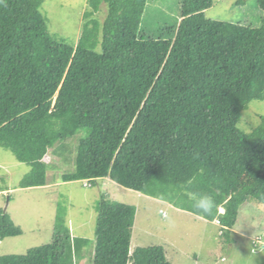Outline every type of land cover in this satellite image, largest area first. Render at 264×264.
<instances>
[{
    "label": "trees",
    "instance_id": "16d2710c",
    "mask_svg": "<svg viewBox=\"0 0 264 264\" xmlns=\"http://www.w3.org/2000/svg\"><path fill=\"white\" fill-rule=\"evenodd\" d=\"M45 1L0 0V149L30 167L20 188L46 185L51 152L74 166L63 182L110 179L219 222L223 237L249 199L264 205V115L240 127L264 101L263 1L255 26L206 18L213 0H179L178 21L151 33L147 0H86L75 42L51 32ZM204 194L211 215L193 207ZM94 209L92 264H172L159 245L131 251L134 206L102 196ZM20 234L0 211V240ZM88 243L59 214L48 242L0 264H75Z\"/></svg>",
    "mask_w": 264,
    "mask_h": 264
},
{
    "label": "rangeland",
    "instance_id": "374dc122",
    "mask_svg": "<svg viewBox=\"0 0 264 264\" xmlns=\"http://www.w3.org/2000/svg\"><path fill=\"white\" fill-rule=\"evenodd\" d=\"M264 0H213L204 15L223 22L260 24ZM86 0H46L45 14L50 19L51 32L75 42L80 36ZM105 12L99 14L104 21ZM179 19V0H147L141 26L155 32L161 26ZM264 115V101L253 102L243 113L241 129L251 132ZM76 141V140H74ZM73 142V141H72ZM74 149L77 142H73ZM56 168L47 173L43 187L22 189L19 184L30 167L19 163L8 151L0 149V211L7 213L21 234L0 240V256L21 255L49 241L56 217L64 216L73 238L89 241L78 255L75 264H92L95 246V202L102 196L111 201L132 205L136 209L131 251L136 247L162 246L172 264H264V205L248 200L241 208L238 220L229 237L221 236L219 222L207 221L172 204L125 189L110 179L98 180L85 188L84 181L63 182L61 176L74 171L51 152L44 158ZM244 184V183H243ZM165 210L175 225L160 215ZM220 214L224 210H219ZM255 251V252H254ZM254 252V253H253Z\"/></svg>",
    "mask_w": 264,
    "mask_h": 264
},
{
    "label": "clouds",
    "instance_id": "9594fccd",
    "mask_svg": "<svg viewBox=\"0 0 264 264\" xmlns=\"http://www.w3.org/2000/svg\"><path fill=\"white\" fill-rule=\"evenodd\" d=\"M200 173H203V169H200ZM84 187H90L88 183L85 182ZM165 195L171 197L174 195V192L172 190H169L165 193ZM215 201L212 196L204 194L202 195L196 203L193 205V207L202 214L205 215H211L213 212V209L215 208ZM222 210V209H220ZM160 215L168 222L169 226L175 225V220L163 209L160 210ZM218 223V222H216ZM261 251H264V248H261ZM255 252V251H254ZM253 252V253H254ZM249 264H253V257L251 256V260L249 261Z\"/></svg>",
    "mask_w": 264,
    "mask_h": 264
}]
</instances>
